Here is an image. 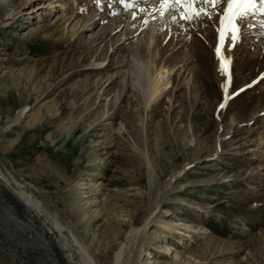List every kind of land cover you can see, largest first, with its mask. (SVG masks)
<instances>
[{
	"label": "rangeland",
	"instance_id": "1",
	"mask_svg": "<svg viewBox=\"0 0 264 264\" xmlns=\"http://www.w3.org/2000/svg\"><path fill=\"white\" fill-rule=\"evenodd\" d=\"M28 1L0 0V170L13 186L97 264H264L262 17L241 22L232 51L226 40L234 69L223 107L216 48L224 5L198 0L207 13L198 18L184 19L178 5L156 17L169 15L165 34L173 23L177 33L158 43L153 83L163 71L165 82L138 115L140 102L122 86L128 48L114 51L131 22L114 36L119 13L108 15L75 35L77 24L100 16L95 0H62V12ZM0 196V264H58L61 247ZM186 227L209 235L187 238Z\"/></svg>",
	"mask_w": 264,
	"mask_h": 264
},
{
	"label": "bare ground",
	"instance_id": "2",
	"mask_svg": "<svg viewBox=\"0 0 264 264\" xmlns=\"http://www.w3.org/2000/svg\"><path fill=\"white\" fill-rule=\"evenodd\" d=\"M61 1L62 0H41L40 3H37L38 6L37 9H46L53 12H62L63 5L57 4V3H61ZM147 1L150 0H95L96 7L97 9H99L98 11H101V13L99 14L100 16L93 15L91 19L85 18V23L81 24L79 27L77 24L75 26L76 28L74 32L75 35L84 33L88 29L93 28L92 26H97L100 22L107 20L108 15L112 16L114 14L119 13V16H117V18L115 19L116 21L115 24L118 25L119 23V26L115 28L113 33V35L116 36V34L126 26L128 20L131 22V24L128 23L126 27L125 40L124 41L120 40L116 45L115 48L116 50L114 51L117 54L119 52H123L125 49L128 48L127 50L129 52V56L120 65V68L124 70L122 72V77H123L122 86L124 90L130 91V98L133 102H140L141 108L135 110L136 112L135 114L138 115H141V110L144 111L149 110V108L152 105V101L155 100L154 98H156V95L160 92L161 86L164 85L163 83L165 82L166 77L163 74L166 73L165 71H163L161 73L159 72V74L155 76L156 79H159L158 82H156L155 84L153 83L154 74L156 73V71L154 70L155 63L157 62V56L159 55V50H160L159 49L160 44L158 43L160 42V40L166 39V36L171 37L176 35L177 30L175 28L178 27L177 25H174V23L171 21L174 27L167 30L169 32H167L166 35L165 34L166 29H164V27L166 24L168 25V23H166L165 25L163 24L165 23L164 21L167 20L169 15L165 17L166 19L164 21L161 20L163 19V17H161L160 20L156 18V17H160L164 13L169 12L172 9V7H162L163 0L158 3L151 2L149 3V5L151 4L149 7L145 5L146 7H148L147 9L141 8L136 11V8L137 7L139 8V5H142L144 2ZM30 2L31 0L28 1V4ZM30 5H34V4H30ZM223 5L224 8L227 6L226 0L224 1ZM37 9H34L33 11H36ZM126 10H131V12L128 14L126 13ZM257 13H258L257 15L262 17V21L264 22V14H261L259 12ZM126 14H128V17H125ZM143 16H146L144 21H138V26H136L137 21L135 22V20L137 18L139 20ZM250 17L253 19L254 14L253 16ZM9 19H11V17L8 18V20ZM154 19H158V20L154 21ZM5 21H0V27H2ZM132 22L134 23V25L132 24ZM219 28H220V22L218 24L217 29ZM260 29L264 31V25L261 26ZM106 37H107L106 32L101 33L99 39L105 41ZM218 38H219V33H218ZM227 43L228 41H225L222 51H223V55L226 58L230 59L231 61L230 82H228L227 76L221 73L220 70L221 61L220 59H218L216 54V57L218 59L219 73L221 74V78H222L221 88L224 95V102H223L224 106H226L227 102L231 98L230 84L232 83L233 80L232 71L234 69L233 57L229 55V52H226ZM228 47H229L228 50L230 51L234 49V46L231 43H229ZM103 50H105V47H103ZM153 63H154L153 66L154 72L150 73V68L152 67ZM160 74H162L161 77H158V75ZM119 77L120 76L118 75L115 79H118ZM226 83H228L227 100L225 99L226 94L224 91V85ZM174 177H175L174 179L177 178L176 175ZM0 185L2 187L0 188V190L5 193V195L7 196L6 198L11 200L17 207H19L22 210V212L26 214L33 222L35 221L37 223L36 225H38L41 228V233H44L45 238L53 245V247H55L56 249L57 247H61L60 249L56 250L60 254L59 258L57 259L58 264H97L90 255V253L84 248L83 244L80 242V240L78 239V237H76L75 234L70 232L69 236L66 235V231H67L66 228L56 219L55 220L52 219L47 213L48 211L46 212V210L43 208L42 204L38 200L34 199L33 196L23 191L22 187L20 186H18L17 188L14 187L12 181L1 170H0ZM150 226H151V222L149 221L146 222L141 229L136 230L134 236H138V234L146 232ZM179 228L180 225L169 226V229L172 232H178ZM186 229L187 232L184 236L187 238L189 237L193 238L192 234L198 236L209 235L208 230H196L191 227H186ZM170 253L171 250L169 249V247L167 248L163 247V254L168 255ZM6 262H8L9 264L8 259Z\"/></svg>",
	"mask_w": 264,
	"mask_h": 264
},
{
	"label": "snow or ice",
	"instance_id": "3",
	"mask_svg": "<svg viewBox=\"0 0 264 264\" xmlns=\"http://www.w3.org/2000/svg\"><path fill=\"white\" fill-rule=\"evenodd\" d=\"M197 2L198 0H163L162 7H174L178 5L185 9L183 18L191 20L207 14L203 9L195 7ZM199 3L215 8L221 6L224 0H199ZM226 4L227 6L220 17V28L218 29L220 42L216 48V54L221 61V73L226 75L228 82H230L231 61L223 55L222 51L225 41L230 39L231 44L235 45L240 38L241 22L257 12L264 14V0H226ZM224 91L226 94L225 99L227 100L228 83L224 85ZM223 106L222 104L221 107Z\"/></svg>",
	"mask_w": 264,
	"mask_h": 264
}]
</instances>
